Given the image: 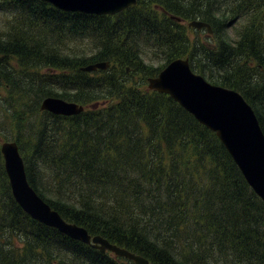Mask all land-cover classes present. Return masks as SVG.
Wrapping results in <instances>:
<instances>
[{"label": "trees", "instance_id": "obj_1", "mask_svg": "<svg viewBox=\"0 0 264 264\" xmlns=\"http://www.w3.org/2000/svg\"><path fill=\"white\" fill-rule=\"evenodd\" d=\"M9 12L0 32L8 96L0 105L16 128L39 114L44 98L85 108L74 117L42 112L38 127L26 122L27 177L54 210L149 264H264V202L215 133L170 96L142 89L187 58L212 84L239 92L264 132V0H138L115 16L0 0V14ZM193 20L210 24L214 36L192 31ZM86 40L89 53L70 46ZM151 55L162 58L157 68L145 62ZM103 61L106 71L82 70ZM15 140L21 147L19 130ZM2 162L0 154V264L132 263L33 220Z\"/></svg>", "mask_w": 264, "mask_h": 264}, {"label": "water", "instance_id": "obj_2", "mask_svg": "<svg viewBox=\"0 0 264 264\" xmlns=\"http://www.w3.org/2000/svg\"><path fill=\"white\" fill-rule=\"evenodd\" d=\"M64 12L93 15L116 14L137 0H41ZM198 28L210 26L202 22L190 24ZM109 62L97 63L84 68L91 72L106 70ZM149 89L171 96L190 112L202 125L215 132L253 191L264 201V132L253 108L234 90L212 85L202 76L196 75L187 59L171 62L158 77L149 78ZM42 111L59 116H75L84 107L59 98H46ZM4 167L12 194L24 210L35 221L58 230L67 237L91 245L105 253L149 264L145 258L123 249L101 236L92 237L86 228L66 221L58 211L51 208L30 185L24 161L16 142L1 146Z\"/></svg>", "mask_w": 264, "mask_h": 264}, {"label": "rangeland", "instance_id": "obj_3", "mask_svg": "<svg viewBox=\"0 0 264 264\" xmlns=\"http://www.w3.org/2000/svg\"><path fill=\"white\" fill-rule=\"evenodd\" d=\"M6 23H7V17H5L2 14H0V32L1 31L3 32ZM193 31L195 33L197 32L195 30H193ZM203 32H206L207 34H210V35L214 36V34L212 32L209 33L207 30H204ZM70 46L76 52L77 51H81V52H85V53H89L91 48L93 47L92 42H90V40H86V41H83V42H80V41L73 42V43H70ZM64 51L65 52H70V51H67V50H64ZM152 61H156L155 58H152ZM10 62H11V64L13 66H15L18 63L17 59H15V58H12L10 60ZM145 62L148 63L150 61H149V59L145 58ZM158 63H154V64H152V66L157 68L160 65ZM142 89L143 90H148V79H147V81L145 83V86ZM7 96H8L7 88H6L5 84L3 83V81H1V85H0V101H5V97H7ZM16 98L17 99H15L14 96H13V99H15L17 102H19L18 99L19 100L24 99L21 102V104H23V105L27 102V99H26L27 96H22V97L17 96ZM16 104H17L16 102H12L11 109L13 108V106H16ZM3 105L4 106L0 105V149H1V146L5 142L16 141L15 139L17 137V132L19 130L20 134L23 135V141H22L23 143L21 144L20 151H21V154H22V156L24 158V161H25V164H26V160L27 159H32V157H31L32 153H31L30 146H28L29 144L25 145V142L28 141L29 138H30V134H29V131H28L29 123H26V122L29 120L36 127H38L40 125V121L42 120L41 114H42L43 111L41 110V106H40L39 114L27 115L25 117V119L22 121L21 127L19 129L18 127L16 128L17 123H18V119L17 118H13L12 119L11 117H8L7 115L8 114H12V111L7 109L5 102H3ZM3 108L5 109V111L3 110ZM15 119H16L17 123H16ZM24 125H25V127H24ZM0 154H1V152H0ZM2 159H3V157H2ZM2 164H3V162H2ZM27 166H29L28 162H27ZM33 168L37 172V170L39 169V166L37 164H34ZM221 263H222V260L219 259V264H221Z\"/></svg>", "mask_w": 264, "mask_h": 264}]
</instances>
